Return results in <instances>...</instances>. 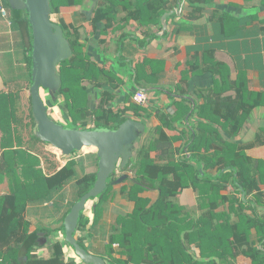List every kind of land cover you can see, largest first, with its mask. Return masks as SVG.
<instances>
[{
  "label": "trees",
  "instance_id": "16d2710c",
  "mask_svg": "<svg viewBox=\"0 0 264 264\" xmlns=\"http://www.w3.org/2000/svg\"><path fill=\"white\" fill-rule=\"evenodd\" d=\"M184 2L191 8L187 20L192 22L203 16L209 0H101L102 4L92 15V28L95 32L99 31L102 28L100 24L106 22L101 30L103 35L119 22V15L126 14L125 22L134 21L142 27L156 25L160 31L163 15L178 9ZM74 3L71 0H50L51 15ZM13 19L20 30H28L25 32L29 40L30 79L25 87L29 90L32 79L31 27L27 16H14ZM65 37L73 54L58 67V76L62 81L59 97L64 99L61 108L67 109L72 121H81L78 125L80 129L91 128V122L95 127L117 129L123 121L118 120L119 114L108 108L112 97L108 92H102L98 105L91 108L88 87L91 85L102 90L104 85L115 83V75L92 61L79 38L73 41L68 35ZM108 37H103L101 41L105 43ZM231 88H234V97H224V93ZM218 91L210 89L202 92L205 104L197 110L198 115L207 119L208 123L198 125L195 133L190 135L189 158L176 162L172 140L163 129H159L156 130L158 138L140 145L128 167L120 168L132 176L129 175L132 186L128 192L135 209L133 213L117 218L106 245L107 257L100 256L106 264H234L240 255L250 258L253 264H264V214L261 212L264 208V164L246 153L247 149L264 143L261 135L248 146H241L235 141L245 121L263 105V94L249 93L245 82L234 83V87L229 85L224 91ZM24 92L23 86H19L14 93L0 94V130L13 137L19 133L13 125L22 128L21 134L33 129L32 139L43 142L38 136L31 95L26 97ZM81 95L82 106L79 104ZM59 97L48 101V106L59 105ZM204 111L212 117L206 118ZM177 117L171 120L176 122ZM44 157L47 162L55 163L53 154L48 152ZM194 160L202 167V172ZM211 170H216L215 176L210 174ZM97 171L98 159L96 170L79 178H76L75 160L68 161L64 167L57 163L42 184L48 195L76 180L78 201L92 189ZM115 179L111 178L108 189L95 199L99 202L93 209V225L101 218ZM38 186L37 183L31 184L28 189L24 184L22 189L25 193L14 191L2 199L1 264H78L74 259H66L65 247L69 244L65 239L46 245L40 242L42 232L29 234L31 224L23 217V211L27 202L37 200L33 189L37 192ZM186 189H192L198 195L199 213H188L177 203L179 195ZM146 190L159 191L154 203L141 196ZM89 223L90 218L83 214L77 232H85ZM253 230L263 248L252 243ZM52 232L57 231L45 232V237ZM77 241L88 251L83 239ZM37 246L48 247L50 254L39 256Z\"/></svg>",
  "mask_w": 264,
  "mask_h": 264
},
{
  "label": "crops",
  "instance_id": "0c3cea01",
  "mask_svg": "<svg viewBox=\"0 0 264 264\" xmlns=\"http://www.w3.org/2000/svg\"><path fill=\"white\" fill-rule=\"evenodd\" d=\"M71 1L75 2L74 5L62 7L60 13L52 15V20L64 29V35H68L71 40L80 39L84 51L94 63L115 75V83L104 85L102 90L88 86L90 106L95 108L102 99V92H108L109 97H112L108 108L119 114L118 120L133 119L145 126V132L138 135L134 144L131 160L140 145L158 138L156 130L159 129H163L172 140L176 162L189 158L187 149L190 135L195 133L198 125L208 123L207 119L198 115L197 110L205 104L202 92L210 89L222 92L229 85L234 87V83L240 82L246 83L249 93L263 94V105L252 112L235 141L241 146H248L261 135L264 143V0H209L203 16L192 22L187 20L191 11L187 4L183 15L168 18V30L161 37L159 34L162 29L159 31L158 26L142 27L134 21L125 22L126 14L119 15V22L115 23L114 28L102 35L101 30L106 22H102L101 30L95 32L91 21L93 13L102 4L101 0ZM2 9L7 12V17H3ZM14 16L26 17L27 14L16 12L10 0H0V94L14 93L16 88L23 86L24 93L31 95L30 89L25 87L29 85L30 79L28 30H20L17 23H14ZM103 37H108V41L102 42ZM118 61L119 68L116 67ZM134 83L137 87L148 90L144 92L147 100L143 104H137L133 99L140 91L135 88ZM234 95V88H231L223 96ZM57 101L61 105L64 99L59 97ZM60 109L61 106L58 111ZM175 116L179 117L173 122L171 119ZM205 117L212 116L205 112ZM15 128L19 133L13 137L0 130V213L5 196L14 191L25 193L22 189L24 184L29 189L31 184L37 183L38 190L35 192L33 189V196L38 198L27 202L23 211V217L31 224L29 234L42 232L39 235L41 244L63 242L66 214L78 198L76 180L47 195L43 179L52 171L53 165L58 163L60 167H64L70 160L79 162L81 167L85 159L91 158L87 162L91 165L85 163L84 174L93 173L97 163L93 156L98 159L97 152L87 151L63 162L54 147L32 139L33 129L21 134L22 128L13 125V129ZM48 152L55 156V163L45 159ZM246 153L264 164V144L251 147ZM216 173V170L210 171L213 176ZM123 175L130 174L118 169L115 180ZM131 186V178L113 186L104 203L101 218L95 225L93 209L99 200L88 205L84 214L90 218V223L86 231H78L76 237L84 240L90 253L107 257L106 245L117 218L134 212L135 203L128 192ZM66 188H73L71 197H64ZM141 196L154 203L159 191L146 190ZM197 196L192 189H186L179 195L177 203L188 213H199ZM261 212L264 214V208ZM234 220H237L235 216ZM52 230L57 232L45 237V232ZM251 240L255 246L263 248L255 230L252 231ZM114 247L118 248V245ZM71 250L65 247L66 259L85 264ZM46 253L50 254L48 247H42L39 256ZM116 257L120 258L118 255ZM234 264L253 263L250 258L240 255L234 260Z\"/></svg>",
  "mask_w": 264,
  "mask_h": 264
},
{
  "label": "water",
  "instance_id": "95a60500",
  "mask_svg": "<svg viewBox=\"0 0 264 264\" xmlns=\"http://www.w3.org/2000/svg\"><path fill=\"white\" fill-rule=\"evenodd\" d=\"M13 9L25 12L29 19L32 33V79L30 94L32 99L33 116L37 124L38 136L46 144L70 156L74 152L85 148L97 149L98 171L92 189L80 198L67 214L63 223V235L79 259L86 264H106L100 256L90 253L77 241V229L89 202L94 201L107 189L111 178L118 169H126L133 155L134 144L140 133L145 132V126L139 121L128 119L123 121L117 129L105 127H91L88 129H69L59 124L49 114L43 93L59 97L62 86L58 76L59 64L69 59L73 50L65 37L61 26L52 20L50 0H10ZM172 11L163 15L162 31L164 36L168 30V18L177 15ZM134 73V72H133ZM142 92L146 89L137 87ZM197 165L199 163L194 160ZM202 172V167L199 165ZM129 178L123 175L112 182L121 184ZM242 198L245 193L242 191Z\"/></svg>",
  "mask_w": 264,
  "mask_h": 264
},
{
  "label": "rangeland",
  "instance_id": "374dc122",
  "mask_svg": "<svg viewBox=\"0 0 264 264\" xmlns=\"http://www.w3.org/2000/svg\"><path fill=\"white\" fill-rule=\"evenodd\" d=\"M106 64H108V63H106ZM108 66V65H107ZM116 67L117 68H119L120 67V62L118 61L117 63H116ZM30 93V92H29ZM48 95H49V92L48 91H46V92H44L43 93V96H44V99H45V101H46V103H47V105H48V101H50V100H52L51 98H49L48 97ZM29 95L27 94L26 95V97H28ZM82 96V99H79V104H80V106H82V104L84 103H82L81 101L83 100V95H81ZM49 98V99H48ZM54 99V98H53ZM60 104V103H59ZM59 106H61V105H54L53 107H54V109L52 110V108L49 110V114L51 115V116H53L54 118H56L57 119V121H58V123L59 124H61V125H63L64 127H66V128H69V129H80L79 127H78V125L80 124V120L78 121V122H74V121H72L71 119H70V117H69V115H68V113H67V109L66 108H64V111L62 110V109H60V111H58V107ZM91 108H94V106L93 105H91L90 106ZM91 125L90 126H93V127H95V125H94V123L93 122H91L90 123ZM55 151H56V153H58L60 156H61V159L63 160V162H65L67 159H70V158H73L74 159V157L75 156H77V155H82L84 152H87V151H95V152H97V149H95V148H85V149H83L82 151H77V153L76 154H72V155H70V156H65L64 157V155L62 154V152L61 151H59V150H57V149H55ZM94 157V161H96L97 160V158L95 157V156H93ZM91 160V158H87V159H85L84 160V162L85 163H87L88 161H90ZM83 162V161H82ZM81 162V163H82ZM77 163V162H76ZM85 163H83L82 164V166L81 167H79V162L77 163L78 165H77V175H76V178H79V177H81V176H84V175H86V174H84L85 173ZM87 164H90V163H87ZM91 165V164H90ZM115 176H117V173H116V175ZM114 176V177H115ZM67 189V191L65 192V196L64 197H71V193H72V191H73V188H66ZM91 205V204H90ZM68 249H72L70 246H66ZM71 253H73L72 252V250H71ZM75 254V253H74ZM76 255V254H75ZM77 256V255H76ZM78 257V256H77Z\"/></svg>",
  "mask_w": 264,
  "mask_h": 264
},
{
  "label": "built area",
  "instance_id": "2783aa9c",
  "mask_svg": "<svg viewBox=\"0 0 264 264\" xmlns=\"http://www.w3.org/2000/svg\"><path fill=\"white\" fill-rule=\"evenodd\" d=\"M185 6H187L186 2L182 3V5L179 7V9H177V12H178V14L180 16L183 15V13L185 11ZM1 13H2L3 17H7L8 16L7 12L4 9H2ZM133 99H134L135 103L143 104L147 100V94L142 92V91H138L134 95Z\"/></svg>",
  "mask_w": 264,
  "mask_h": 264
},
{
  "label": "clouds",
  "instance_id": "9594fccd",
  "mask_svg": "<svg viewBox=\"0 0 264 264\" xmlns=\"http://www.w3.org/2000/svg\"><path fill=\"white\" fill-rule=\"evenodd\" d=\"M40 251H42V248L39 247V246H37V248H36V252H37V254H39Z\"/></svg>",
  "mask_w": 264,
  "mask_h": 264
},
{
  "label": "flooded vegetation",
  "instance_id": "af4514ba",
  "mask_svg": "<svg viewBox=\"0 0 264 264\" xmlns=\"http://www.w3.org/2000/svg\"><path fill=\"white\" fill-rule=\"evenodd\" d=\"M58 122V121H57Z\"/></svg>",
  "mask_w": 264,
  "mask_h": 264
}]
</instances>
